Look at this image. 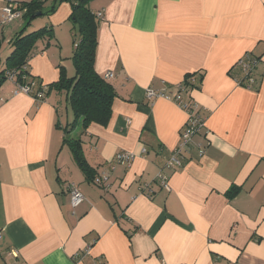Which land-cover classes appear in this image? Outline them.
Instances as JSON below:
<instances>
[{"label": "crops", "instance_id": "obj_1", "mask_svg": "<svg viewBox=\"0 0 264 264\" xmlns=\"http://www.w3.org/2000/svg\"><path fill=\"white\" fill-rule=\"evenodd\" d=\"M91 7L102 14L95 67L114 71L118 96L109 124H91L84 146L107 179L87 181L63 145L61 128L70 122L57 108L63 92L38 103L15 94L9 79L0 89V264H264V0H94ZM70 14L64 2L38 23L57 33L29 62L44 84L59 79L60 66L75 71L73 51L64 49L74 35ZM16 20L1 30L8 43L22 25ZM246 54L258 59L253 87L237 80ZM190 72L204 73L191 97L206 128L183 165L167 168L188 112L147 91H176ZM122 151L135 154L131 164L116 162ZM70 184L84 196L76 208Z\"/></svg>", "mask_w": 264, "mask_h": 264}, {"label": "trees", "instance_id": "obj_2", "mask_svg": "<svg viewBox=\"0 0 264 264\" xmlns=\"http://www.w3.org/2000/svg\"><path fill=\"white\" fill-rule=\"evenodd\" d=\"M92 1L94 0H15L17 8L24 10L23 20L20 29L9 42L11 51L5 60V66L0 69V89L8 79H13L16 85H30L35 82L34 91L31 95L38 103L43 102L53 90L63 92L66 98V106L74 116V120L64 127L56 123L57 127H62L61 129L65 132L63 145L70 148L73 158L83 172L85 179L101 186L104 185L103 176L91 165L86 156L84 135L93 123L109 124L113 117V103L118 93L113 82L106 78L105 74L101 75L95 67L100 12H95L92 9ZM64 2L69 3L71 6L69 19L72 22L74 35L78 38L72 56L75 73L70 76L65 66H60L59 79L46 84L48 89L43 92L42 81L29 74L28 66L36 51L48 48L53 43L52 41L56 39V36L52 25L46 24L31 32H26V29L34 18L44 14L47 16L53 14ZM4 26L0 25V50L5 40L1 32ZM242 61L243 63L252 61L255 63V61L258 62V59L255 56L246 54L239 62L244 75L237 78V80L243 86L253 87L257 83L254 72L257 63L246 71ZM203 78V72H190L185 75L183 82L174 88L176 91L170 88L167 89L170 93L181 94L183 99L191 104L194 102L191 97L192 91L201 88ZM39 92L43 95L39 96ZM77 124L80 126V131H76L77 135L73 136L72 132L78 126ZM202 132L203 130L198 134ZM192 145L193 143L189 145L187 153L190 152ZM183 156L186 157L185 153ZM114 166V163H110V168ZM239 189L240 187L234 186L229 192L233 195Z\"/></svg>", "mask_w": 264, "mask_h": 264}, {"label": "built area", "instance_id": "obj_3", "mask_svg": "<svg viewBox=\"0 0 264 264\" xmlns=\"http://www.w3.org/2000/svg\"><path fill=\"white\" fill-rule=\"evenodd\" d=\"M16 5L17 4H15V0H7V4L4 5L3 7H0V25H6L7 23H10L16 19L22 18L24 14V10L22 11L21 9H18ZM101 15L102 14L99 13V17ZM256 63H257L256 61L255 63L253 61L248 63H243V67L245 68L246 71H248ZM114 76L115 73L112 70H108L105 73V77L108 79H111ZM34 87H35V82H32L30 85L17 84L14 93L18 94L20 92H24V93L32 94L34 91ZM41 87L43 92L48 89L47 85L44 83H42ZM41 92L38 93L39 96L43 95V93ZM147 96L149 99L165 96L169 99L176 101L178 105L182 106L188 112V121L186 122L182 130L180 143L176 148L172 150L171 155L166 162L167 168L181 167L183 165V159H184L183 154L185 151L188 150L189 145L193 143L194 136L206 128V118H204L200 114V111L198 110V104H196L195 102L189 104L183 99L181 94L170 93L168 89L157 91L150 88L147 91ZM199 148H200V155H202L204 152V148L202 146H199ZM143 152L146 153L147 150L144 149ZM134 158H135V154L122 151L117 154L116 161L128 165L131 164ZM107 176L108 175L106 174L103 175L102 177L103 182L107 179ZM158 180L162 187L166 189H170L169 178L165 173L160 172L158 174ZM68 192L70 194L71 206L73 208H76L78 205H80V203L84 199L83 193L81 192L80 188L75 184H70V186L68 187ZM1 237H2V231L0 230V239ZM84 254L85 255L90 254V249L89 248L85 249Z\"/></svg>", "mask_w": 264, "mask_h": 264}, {"label": "rangeland", "instance_id": "obj_4", "mask_svg": "<svg viewBox=\"0 0 264 264\" xmlns=\"http://www.w3.org/2000/svg\"><path fill=\"white\" fill-rule=\"evenodd\" d=\"M44 18H47V15L46 14L34 18L33 21L31 22V24L28 25V27L26 29V32H31V31H33V30L38 29L39 27H41L39 24H42L43 25L45 23L46 20H44ZM22 20H23V18L22 19H18L15 22L16 23L17 22H21ZM68 24L71 25L72 22L69 21ZM68 24H67V26H68ZM67 26L62 27V30H66ZM56 35H57V33H56ZM76 41H78V38H77V36L73 35L72 36V39H71V41H70L69 44H68V42H64V44H65V46H64L65 51H67L68 49H70L71 55H72V51H74L75 42ZM9 47H10V44L4 40L3 45L1 47V50H0V63H1L0 64V69H2L5 66V60H6L7 56H8V54L11 51L10 50L11 47L10 48ZM74 73H75V71H74ZM73 74L70 73V76L73 75ZM7 82H10V80L8 79L5 83L7 84ZM5 83L3 85H5ZM64 100H65V98H64ZM66 104H67L66 103V100L63 101V99H62V101H60L57 104V108L59 109L60 114L63 116V119H64V122L65 123H66V121L72 122L74 120V116H73L71 110H69V109H68V111L66 110ZM78 128H80L79 125L76 126V128L74 129L73 136L77 135L76 130H78ZM66 152H68V151L65 150L64 156H66V154H67ZM70 162H72L70 165H71V167H73L74 166L73 159H71Z\"/></svg>", "mask_w": 264, "mask_h": 264}]
</instances>
